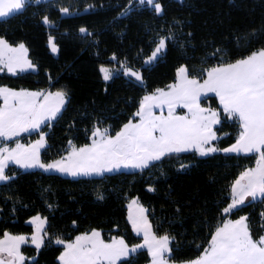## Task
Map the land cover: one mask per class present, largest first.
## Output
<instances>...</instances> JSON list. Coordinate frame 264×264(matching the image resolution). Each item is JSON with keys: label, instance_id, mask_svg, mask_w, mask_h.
Returning <instances> with one entry per match:
<instances>
[{"label": "snow or ice", "instance_id": "6c2138e0", "mask_svg": "<svg viewBox=\"0 0 264 264\" xmlns=\"http://www.w3.org/2000/svg\"><path fill=\"white\" fill-rule=\"evenodd\" d=\"M32 2L40 5L42 0ZM29 6V0H0V18L21 13ZM148 6L157 14L165 13L159 0H130L121 15L129 16ZM60 11L66 16L73 15L69 7H61ZM42 22L49 28L55 27L49 15H44ZM175 24L180 25V22L175 21ZM259 31L237 37L238 46L248 48L239 55L226 47H217L214 41H205L204 48L211 51H206L195 64L192 63L195 57L188 58L175 69L171 83L154 90L147 83L144 69H133L126 62L117 70L101 65L104 81H112L116 71H122L147 89L146 93L138 102H133L135 110L130 118L117 122L120 123L118 129L107 124V118L97 117L92 128L85 130L87 142L80 145L70 139L64 154L50 162L42 159V151L49 147V136L44 128L63 119L71 107L69 91L55 83L43 91L0 85L3 101L0 106V184L6 185L15 179L8 171L10 165L24 170L42 169L76 179L107 178L108 174L125 170L146 175L157 168L166 176L162 167L165 162L176 160L180 172L193 167L192 163L181 159L183 154L200 158L218 153L234 154L232 158L258 155L255 167L245 168L232 181L228 189L230 202L221 205L219 217L212 216L197 224V228L201 225L207 228L208 237L206 247L196 246L195 256L178 255L182 251L176 246L179 241L174 244L176 237L170 232L160 234L157 231L150 218V209L137 196L127 205V220L135 237L142 238V243L130 242L119 234L118 227L117 233H109L107 238L100 228L79 231L78 221H73L74 230L79 232L74 238L62 234L53 236L49 219L36 215L28 221L35 225V233L31 236L10 231L0 236V264H26L29 257L25 255L24 246L29 243L37 250L51 245L62 246L59 264H133L134 255L141 254L142 249L150 253V264H264V234L256 233L248 215H241L253 202H264V45L251 47L252 38ZM79 32L85 37L92 36L99 43L88 27H81ZM192 35L188 33L189 37ZM49 41L51 51L59 55L61 48L57 37L50 34ZM152 43L154 50L144 61L147 66L163 57L170 45L184 47L191 43L195 47L194 38L179 40L175 27L160 30L158 39ZM111 59L119 61L116 54ZM38 70L25 43L14 46L7 38L0 37V72L19 76ZM212 98L218 101L215 105ZM229 122L238 128V134L233 143L221 146L223 138L219 133ZM77 123L73 120L69 127ZM34 133L39 136L34 142L22 141L26 134L31 137ZM224 135L230 136L229 133ZM148 191L156 193L157 187L150 184ZM96 196L99 201L107 198L103 191H97ZM261 217L257 227L264 229V212ZM32 260L38 264L36 257Z\"/></svg>", "mask_w": 264, "mask_h": 264}, {"label": "trees", "instance_id": "16d2710c", "mask_svg": "<svg viewBox=\"0 0 264 264\" xmlns=\"http://www.w3.org/2000/svg\"><path fill=\"white\" fill-rule=\"evenodd\" d=\"M29 2L28 9L0 20V37L7 38L14 46L25 43L39 70L19 76L2 72L0 85L41 91L55 83L69 91L71 107L63 119L44 128L49 136V147L42 151V159L48 162L64 154L70 139L80 145L87 142L85 130L92 128L97 117L107 118L106 123L118 129L135 110L133 102H138L146 93L147 89L121 72L116 73L112 81L105 82L101 65L112 68L126 62L133 69H144L147 83L154 90L171 83L175 69L188 58L195 57L192 61L195 64L206 51H211L204 48L205 41H214L217 47H226L239 55L248 48L239 47L237 37L260 30L252 38L251 47L264 45V0H184L183 3L159 0L165 8L164 14H157L148 6L129 16L121 13L130 0H50L40 5L32 0ZM90 5L95 7L90 8ZM61 7H69L73 15H63ZM44 15L51 17L54 28L43 24ZM84 26L95 34L98 44L92 36L85 37L79 32ZM174 27L179 40L194 38L195 47L191 43L184 47L170 45V50L157 62L144 66L155 47L152 41L158 39L160 30ZM188 33H192V37ZM50 34L57 37L61 48L59 55L50 51ZM113 54L119 61L111 59ZM212 101L215 105L216 99ZM73 120L78 123L70 128ZM237 134L238 128L229 122L219 133L223 138L221 146L233 143ZM233 156L218 153L200 158L183 154L181 159L192 163L193 167L180 172L176 160L165 162L162 167L166 176L157 168L146 175L127 170L108 174L107 178L73 179L10 167L8 171L15 179L6 185L0 184V209H3L0 211V236L6 231L31 235L33 228L28 221L41 215L49 219L53 236L62 234L74 238L79 232L74 230L73 221H78L79 231L100 228L107 238L109 233L116 234L118 227L119 234L130 242H140L130 229L126 207L129 200L139 196L143 205L150 209V218L157 231L160 234L170 232L176 237L174 244L179 241L176 246L182 251L178 255L195 256L196 246L206 247L208 237L207 228L203 225L197 228V224L212 216L219 217L221 205L230 202L228 189L232 181L242 170L255 164L256 156ZM150 184L157 187L156 193L148 191ZM97 191H103L106 200L99 201ZM177 208L181 211L177 212ZM262 212L264 202L255 201L241 213L250 217L257 234L264 233V229L257 227ZM59 250L62 247L51 245L38 252L27 247L24 252L28 257H36L38 264H59ZM149 262L146 251L133 257V264Z\"/></svg>", "mask_w": 264, "mask_h": 264}, {"label": "rangeland", "instance_id": "374dc122", "mask_svg": "<svg viewBox=\"0 0 264 264\" xmlns=\"http://www.w3.org/2000/svg\"><path fill=\"white\" fill-rule=\"evenodd\" d=\"M48 1H50V0H42V2H48ZM175 1H179L180 2V0H175ZM151 7V6H150ZM15 14V13H14ZM63 15H64V13H63ZM8 18V17H7ZM3 19H6V18H0V20H3ZM48 26V25H47ZM49 27V26H48ZM49 48H50V51H51V46H50V41H49ZM52 52V51H51ZM53 53V52H52ZM54 55H56V53H53ZM146 60V59H145ZM123 63H120V64H118L117 66H115V67H112V69H114V70H117V69H122L123 68ZM144 66H147V65H145V63H144ZM148 67V66H147ZM30 72V71H29ZM31 72H34V71H31ZM118 72H121L122 74H123V72L122 71H116V73H118ZM0 73H2V72H0ZM4 73H6V72H4ZM7 74H9V75H11L10 73H7ZM102 74V73H101ZM124 75V74H123ZM124 76H126V75H124ZM102 77H103V74H102ZM134 79V78H133ZM104 80V79H103ZM105 82H108V81H105ZM41 91H43V90H41ZM216 99V98H215ZM213 102V101H212ZM218 101H217V99H216V103H217ZM3 105V101H2V99H0V106H2ZM51 124V123H50ZM35 134V133H34ZM33 134V135H34ZM32 135V136H33ZM32 136L31 137H27V134H26V137H22L21 139H22V141L24 142V143H26V144H28V143H32V142H34L36 139H38L39 138V136H38V138H32ZM9 143H12L13 144V146H14V143L13 142H9ZM59 159V158H58ZM256 159H258V155H256ZM10 167H14V168H16V169H21L22 171H42V172H44L42 169H29V170H24V169H22V168H19L18 166H16V165H10L9 166V169H11ZM253 167H255V164H254V166ZM125 171H127V170H125ZM55 174H58V175H60V176H63V177H68V178H73V177H71V176H65V175H61V174H59V173H55ZM82 178H86V177H82ZM238 178V177H237ZM73 179H75V178H73ZM128 203H130V200L128 201ZM128 203H127V205H128ZM127 207V206H126ZM127 216H128V208H127ZM128 221V220H127ZM129 223V222H128ZM129 225H130V223H129ZM31 226H32V228H33V233L32 234H34L35 233V225H32L31 224ZM130 229H131V226H130ZM133 233V235L135 236V234H134V232H132ZM31 234V235H32ZM264 234V233H263ZM31 235H29V236H31ZM137 238H140V237H137ZM143 241H142V238H140V243H142ZM27 247H32V248H34L37 252L39 251V250H37L36 248H35V245H33V244H31V243H29V244H27V245H25L24 246V249H26ZM60 247H62V246H60ZM141 251H146L147 252V249H142ZM148 253V252H147ZM26 255V254H25ZM148 255H149V258H150V253H148ZM134 256H136V255H134ZM31 262H33V260H32V257H29V260L26 262V264H28V263H31ZM148 264H150V262L148 263Z\"/></svg>", "mask_w": 264, "mask_h": 264}]
</instances>
